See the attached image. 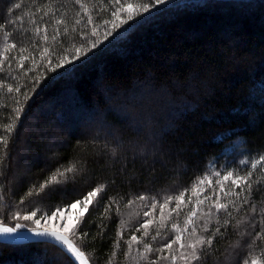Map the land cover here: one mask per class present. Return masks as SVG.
<instances>
[{
	"label": "trees",
	"instance_id": "obj_1",
	"mask_svg": "<svg viewBox=\"0 0 264 264\" xmlns=\"http://www.w3.org/2000/svg\"><path fill=\"white\" fill-rule=\"evenodd\" d=\"M16 2L21 0H0V24L7 25L16 15L32 13L48 0H22V9L9 12ZM84 3L95 24L111 19L110 11H101V7H108L107 0ZM51 8L55 17L64 18L70 30L58 38L62 44L51 39L41 41L40 34L32 33L30 15H25L28 32L16 33L14 39L28 47L25 55L33 52L30 44L40 43L50 46L54 62L65 49L71 59L73 44L83 42L80 36L73 40L76 33L71 29L90 34L93 24L84 27L87 17L75 0H51ZM42 14L37 13L36 19ZM80 17L81 24L75 25ZM45 20L52 21L47 29L51 34L56 27L54 18L50 14ZM104 31L99 27L101 40ZM34 55L35 61H25L23 68L11 61L0 71V79L21 89L13 93L0 89V124L10 122L8 117H14L16 107L23 108L4 164L0 165L5 197L0 201V222L33 229V221L15 219L12 214L36 209L39 213L50 212L104 185L80 226L79 231L87 236L77 239L70 235L91 264H108L121 220L129 223L124 240L149 218L154 220L150 231L155 234L159 206L150 217L143 216L152 197L160 200L190 188L211 171L244 169L241 160L264 154V0H168L152 9L150 15L146 13L123 25L95 49L88 51L86 46L85 54L64 68L52 71L55 63L49 65L47 58ZM9 56L18 57L19 53L14 50ZM33 78H39L34 92ZM70 164H75L77 171L64 183L25 198L34 184L43 183L57 168ZM140 195L149 199L126 206ZM112 198L119 201V214L114 205L104 218L102 213ZM251 203L256 205L257 214L246 218L257 222L254 229H249L254 235L260 231L259 213L264 211V184L254 185ZM171 207L174 203L164 210L165 228L162 236L152 241L154 248L174 238L172 223L183 228L191 206L169 218ZM197 215L199 218L200 213ZM219 215L224 218L223 213ZM235 215L241 219L245 212L242 209ZM198 223L203 220L198 219ZM214 224L215 218L209 228ZM187 237L185 233L182 242L186 243ZM250 239L241 240L229 228L223 237H215L211 248H205L195 264H241L249 252L244 245ZM237 241L241 246L231 251ZM137 248L143 250L142 245H136L132 255H138ZM124 251L121 241L113 264H148L129 259ZM179 251L177 244L171 252L165 249L149 254V258L175 253V264H186L178 258ZM255 254H261L259 247ZM0 264L76 263L53 242L0 241ZM159 264L173 262L169 258Z\"/></svg>",
	"mask_w": 264,
	"mask_h": 264
},
{
	"label": "snow or ice",
	"instance_id": "obj_2",
	"mask_svg": "<svg viewBox=\"0 0 264 264\" xmlns=\"http://www.w3.org/2000/svg\"><path fill=\"white\" fill-rule=\"evenodd\" d=\"M167 3L168 0H142V2L136 4L131 3L130 0H107L108 7H101V11H110L111 19H105L101 25H97L94 23L92 16L89 15L84 0H75V4L79 5V8L84 12V16L87 17L84 27L86 28L88 24H93V27L90 34L88 32H81L73 27L71 32L76 33V36L72 37L73 40H75L77 36H80L83 37V42L79 46L73 44L74 55H72L71 59L65 54L67 52V49H65L64 53H61L54 62L50 55V46L44 47L40 43L30 44L29 47L33 49V52H29L28 55H25V53L28 52V47L23 46L22 40L14 39L16 33L23 34L28 32L25 27V15H30L32 19L29 22L33 25L32 33L40 34L41 41L47 42L51 39L57 44L63 43V40L58 38L68 34L70 30L62 16L55 17V13L51 8V0H48V3L45 4L44 7H37L34 12L29 14L16 15L15 19L7 22V25L0 24V31L3 32V45L0 47V71H3L6 62L11 64V61H15L18 67L23 68L25 61L29 59H32L33 62L35 61L34 53H38L41 58H47V63L49 65L55 63V66L51 68L52 71L64 68L66 64H72L74 61L79 60L80 57L85 54L86 46L88 51L95 49L98 44L103 43V40H108V38L113 36L123 25L129 24L130 21L135 20L137 17L143 18L146 13L150 15L152 9H158L159 5H165ZM23 7L24 5L21 0V2L14 3L12 7L9 8V12L13 9H22ZM41 12L43 14L39 16V19H36L37 13ZM50 14L54 18V23L56 25L51 34L48 33L47 29L52 21L45 20V17H49ZM81 19L82 17L77 18L75 20V25H80ZM8 25H11V28H9ZM99 27L105 28L103 40L98 36ZM13 29L15 31H13ZM32 33H29V36H31ZM91 37H95V39H91ZM14 50L18 51L19 56H12L10 58L9 54ZM53 51H55V49H53ZM33 79L35 83L31 91L34 92L35 85L39 83V78ZM0 89H6L9 93L21 91L19 87H13L12 84L7 83L3 79H0ZM23 95L26 100L29 98L27 92L23 93ZM16 104L19 105L20 101L17 100ZM22 112V107H16L14 109V117L12 115L8 117L10 122L0 124V165L4 164L11 135L16 129V124ZM240 164L245 165V168L227 170L224 173L220 171H211L198 178L197 182L190 188L180 190L174 195H166L160 200L152 197L150 205H147L149 210L144 211L143 216L150 217L152 213L156 211L157 206H159L160 221L156 226L155 234H152L150 231V226L154 225V220L149 218L140 222L138 226L135 227L130 237L124 240V231L129 228V223L121 220L120 231H118L117 239L113 243V251L109 257L108 264H113L116 260L121 248V241H123L125 245L124 256L133 261L143 260L147 261L148 264H159L160 260H167L170 258L173 264H175L177 259L175 253H173L171 257L167 255H157L156 259H150L149 254L163 253L165 249L171 252L173 246L178 244L181 250L179 251L178 258L185 261L186 264H195V262L200 261L201 253L204 249L211 248L215 237H223L224 233L227 232L229 228H233L235 234L239 236L241 240H244L245 237H251L244 245L249 249V252L242 259L241 264H264V211L259 213L260 231L255 232L254 235L249 229H254L257 222L254 218L251 220L246 218L249 214H257L256 205L251 203V197L254 185L264 184V154H260L258 157L251 158L250 160H241ZM76 171L77 168L75 164L57 168L43 183L39 185L34 184L25 194V198L38 196L52 185L64 183L69 175ZM104 187V185H98L92 188L91 191L81 194V196L74 201L57 205L55 209L50 212L39 213V209L27 212L21 210L14 212L12 215L15 219L22 218L25 221H33L37 227L31 231H33L35 235L49 237L51 241L71 253L74 260L79 261V264H90L85 253L69 237L71 235L77 239H83L87 236L86 232L81 233L79 231L80 226L84 221L85 214L89 211L90 206L93 205L96 198L99 197V194L104 190ZM236 189H239V191ZM3 192L4 186L3 183H0V201H3L5 198ZM148 199V197L140 195L136 197L135 200H129L126 206L130 207L136 201L143 202ZM23 203L24 199H21L20 204ZM173 203L174 207L169 209V218L173 213H176L178 216L179 212L184 207L191 206L185 215L183 228H181L178 223H172L171 229L176 233L174 238L169 239L159 248H154L152 241H156L161 237V230L165 228L164 210L165 208H169V205ZM114 205L116 206L115 210L117 214H119V201L116 198H112L109 204L104 208V212L102 213L104 218H108ZM205 205L206 207H203ZM245 206H247V208ZM81 208L83 209L82 211H74ZM242 209L245 212V216L241 219H236L235 214L240 213ZM198 212L200 213L199 218L197 215ZM38 213L39 218H37ZM220 213H223V219H221ZM56 218L64 219L63 228H40L41 221L48 222ZM213 218H215V224L212 228H209V225L213 223ZM198 219H202L203 223H198ZM233 221H235V223H233ZM242 225L245 227L242 228ZM103 226V221H101V229ZM19 227H21L19 224H17L16 227H8L6 223L0 222V233H14ZM221 229H224V231L222 232ZM141 230L143 231L141 232ZM137 232H141V235L137 236ZM185 233L188 234L186 243L182 242ZM203 233H208V235L205 236ZM136 245H142L143 250L140 251V249L137 248L136 251L138 255H132L133 248ZM240 246V241H237V243L232 246L231 251H235ZM257 247L261 249L260 255L255 254Z\"/></svg>",
	"mask_w": 264,
	"mask_h": 264
},
{
	"label": "water",
	"instance_id": "obj_3",
	"mask_svg": "<svg viewBox=\"0 0 264 264\" xmlns=\"http://www.w3.org/2000/svg\"><path fill=\"white\" fill-rule=\"evenodd\" d=\"M8 227H13L9 224H6ZM43 229V228H41ZM32 229H16V232L6 234V233H0V241L5 243H11V244H24L29 242H35V241H46V242H53L49 237H41L35 235ZM70 238V237H69ZM71 239V238H70ZM55 243V242H53ZM56 244V243H55ZM57 245V244H56ZM60 247V246H59ZM66 254L76 263L79 264V261H75L74 257L71 253H69L66 249L60 247ZM86 255V254H85ZM87 257V255H86ZM88 258V257H87ZM89 260V259H88ZM90 262V261H89ZM91 264V263H90Z\"/></svg>",
	"mask_w": 264,
	"mask_h": 264
},
{
	"label": "rangeland",
	"instance_id": "obj_4",
	"mask_svg": "<svg viewBox=\"0 0 264 264\" xmlns=\"http://www.w3.org/2000/svg\"><path fill=\"white\" fill-rule=\"evenodd\" d=\"M83 209H77L74 211H82ZM63 224H64V219L61 218H56L53 219L51 221L45 222V221H41L40 223V228H45V227H51V228H63ZM16 227V226H15ZM37 227V226H36ZM35 227V228H36ZM18 229H25L24 227H19ZM34 229V228H33Z\"/></svg>",
	"mask_w": 264,
	"mask_h": 264
}]
</instances>
